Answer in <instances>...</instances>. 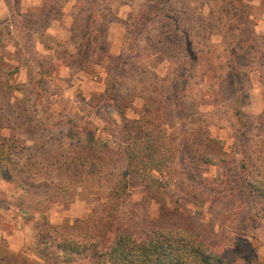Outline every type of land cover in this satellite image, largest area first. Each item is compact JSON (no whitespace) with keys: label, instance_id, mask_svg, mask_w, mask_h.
I'll list each match as a JSON object with an SVG mask.
<instances>
[{"label":"rangeland","instance_id":"1","mask_svg":"<svg viewBox=\"0 0 264 264\" xmlns=\"http://www.w3.org/2000/svg\"><path fill=\"white\" fill-rule=\"evenodd\" d=\"M0 29L19 66L0 94L1 259L92 264L123 233L183 229L264 264V199L257 215L240 186L264 178V0H0ZM135 141L166 162L156 189L127 173ZM66 236L88 250L65 261Z\"/></svg>","mask_w":264,"mask_h":264},{"label":"trees","instance_id":"2","mask_svg":"<svg viewBox=\"0 0 264 264\" xmlns=\"http://www.w3.org/2000/svg\"><path fill=\"white\" fill-rule=\"evenodd\" d=\"M41 10V9H40ZM20 17L23 14H18ZM9 33V32H8ZM4 31L0 29V94L5 96H11L12 92L17 88L15 84L10 81V75H14L19 71V66H12L5 61L4 54V41L1 35H4ZM41 36V35H40ZM3 45V47H2ZM149 138V137H148ZM9 139L0 136V171L4 178L12 180V173L15 168L9 167L10 161H13L15 149L9 143ZM138 141L133 142V145L128 148L127 151V166L128 174L131 172L139 173L142 179L148 183L150 189L158 188L157 181L152 171L160 168L159 165L163 163L153 159L155 154L151 149L152 142L146 143V152L139 150L135 144ZM156 146V145H155ZM147 153V154H146ZM17 163H20L18 160ZM20 173V171H17ZM145 173L148 177L144 176ZM22 174V173H20ZM128 174L124 176L118 190L115 191L116 197L121 196V191H124L128 184ZM17 177V176H16ZM17 179H20L17 177ZM24 185V190L29 191L24 180H20ZM240 186L242 192L245 193L247 198L251 201L253 209L257 215L262 213L255 206L257 199H264V178H258L251 181L247 177L240 179ZM121 190V191H120ZM120 191V192H119ZM110 213H113L110 210ZM115 219V215L107 217L106 222L100 226L99 233L106 230L105 233L111 231V224ZM103 229V230H102ZM55 242V241H49ZM57 253L65 261L78 253H85L89 245L86 240L74 237H63L56 243ZM37 256L42 260H47L50 257L49 254L44 252H36ZM16 258L20 259V262L15 261ZM0 264H36L35 261L30 260L27 256L20 254L7 253L0 258ZM92 264H257L254 258H246L242 254H239L236 249L228 246H221L213 244L203 239L201 234L194 231L178 230H155L150 234L138 237L132 233H123L119 235L112 244L106 245L104 250L100 253H96Z\"/></svg>","mask_w":264,"mask_h":264}]
</instances>
